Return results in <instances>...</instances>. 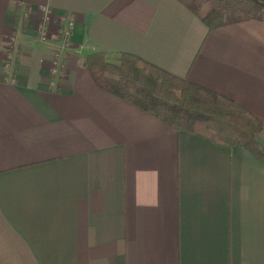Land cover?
<instances>
[{
    "label": "crops",
    "instance_id": "crops-1",
    "mask_svg": "<svg viewBox=\"0 0 264 264\" xmlns=\"http://www.w3.org/2000/svg\"><path fill=\"white\" fill-rule=\"evenodd\" d=\"M98 50L137 54L264 125L262 20L209 30L178 0H0V264H264V162L103 90L83 66Z\"/></svg>",
    "mask_w": 264,
    "mask_h": 264
},
{
    "label": "trees",
    "instance_id": "trees-1",
    "mask_svg": "<svg viewBox=\"0 0 264 264\" xmlns=\"http://www.w3.org/2000/svg\"><path fill=\"white\" fill-rule=\"evenodd\" d=\"M178 1L209 30L249 19L264 21V0ZM25 24L23 10L17 8L14 29H23ZM61 30L59 34L63 40ZM6 47L14 52L17 63L18 46L10 42ZM83 66L103 90L151 113L169 126L202 135L219 144L241 146L264 162V141L259 135L264 128L263 122L236 100L129 52L111 55L104 50L92 51L84 56Z\"/></svg>",
    "mask_w": 264,
    "mask_h": 264
},
{
    "label": "built area",
    "instance_id": "built-area-1",
    "mask_svg": "<svg viewBox=\"0 0 264 264\" xmlns=\"http://www.w3.org/2000/svg\"><path fill=\"white\" fill-rule=\"evenodd\" d=\"M47 19H48V15L45 14ZM72 26H74V19L73 18H68L65 22V26L64 28L61 30L62 33H63V40H62V44H61V47L60 49L61 50H58L55 52L54 54V70H58V66H59V63H60V59H61V55L62 53H60L61 51H63L65 48H67L69 46L68 42H69V39H70V34H71V30H72ZM41 39L42 40H46V34L44 33V28H41ZM12 42V41H10ZM14 52H10L8 51V55L6 56V60H5V68L7 70V73H11V67L12 66V61H13V54Z\"/></svg>",
    "mask_w": 264,
    "mask_h": 264
},
{
    "label": "rangeland",
    "instance_id": "rangeland-1",
    "mask_svg": "<svg viewBox=\"0 0 264 264\" xmlns=\"http://www.w3.org/2000/svg\"><path fill=\"white\" fill-rule=\"evenodd\" d=\"M61 44H62V42H61ZM60 49V46H57V51Z\"/></svg>",
    "mask_w": 264,
    "mask_h": 264
}]
</instances>
